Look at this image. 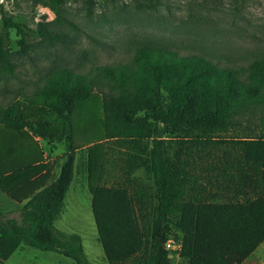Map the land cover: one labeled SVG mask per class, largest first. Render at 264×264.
I'll list each match as a JSON object with an SVG mask.
<instances>
[{"label":"trees","instance_id":"trees-1","mask_svg":"<svg viewBox=\"0 0 264 264\" xmlns=\"http://www.w3.org/2000/svg\"><path fill=\"white\" fill-rule=\"evenodd\" d=\"M63 1L51 2L58 20ZM134 1L154 6L160 0ZM0 17L26 51L30 28L7 14L2 1ZM8 55L0 35L5 73L13 70ZM95 92L101 98L102 139L124 147L121 174L129 181L142 165L155 190L149 194L124 180L107 183L105 153L97 164L102 145L88 146L91 210L108 264H169L166 243L175 231L184 264H242L264 242V55L241 77L204 55L159 43H144L130 60L86 72L66 65L53 70L35 90L41 108L36 118L20 100L0 104V124L16 130L11 137L58 139L63 149L41 186L25 180L34 169V144L9 148L11 155L22 154L20 164H0V188L26 199L18 208L0 209V263L28 245L92 264L81 236L57 229L54 221L74 176L78 146L72 117Z\"/></svg>","mask_w":264,"mask_h":264},{"label":"rangeland","instance_id":"rangeland-1","mask_svg":"<svg viewBox=\"0 0 264 264\" xmlns=\"http://www.w3.org/2000/svg\"><path fill=\"white\" fill-rule=\"evenodd\" d=\"M0 1L7 14L31 30L29 47L23 52L15 31L4 29L0 17V35L9 50L8 60L13 63V70L5 73L0 61V104L20 100L32 113L31 119L38 117L41 111L35 90L53 70L66 65L77 72H86L97 64L127 61L144 43L172 46L184 54L204 55L220 66L237 70L241 77L246 75L254 59L264 55V0H160L154 6L134 0H64L62 20L56 19L51 9L52 0ZM45 31L54 32L56 37L42 35ZM81 105L72 117L74 141L78 146L74 176L54 225L59 230L81 236L92 264H108L97 239L91 210L87 186L88 146L91 143L102 145L98 154L105 153L103 179L107 183L124 180L130 187H141L154 194V182L142 165L134 170L129 181L121 174L118 166L124 147L101 137L99 94H91ZM13 131L16 130L0 124V164L7 161L20 164L22 154L11 155L9 148L32 143L36 150L32 161L34 169L25 176L26 185L37 180L35 185H42L55 172L63 152L61 142L55 139L49 143L28 135H18L14 139L10 136ZM173 147L174 142H169V153ZM19 197L18 191L11 196L0 188V207L4 210L18 208L24 202V198ZM172 236L166 244L170 250L169 264H184L177 253L179 233L175 231ZM0 264L75 263L58 252L21 245ZM242 264H264V242Z\"/></svg>","mask_w":264,"mask_h":264},{"label":"crops","instance_id":"crops-1","mask_svg":"<svg viewBox=\"0 0 264 264\" xmlns=\"http://www.w3.org/2000/svg\"><path fill=\"white\" fill-rule=\"evenodd\" d=\"M51 177H52V176H50V177L46 180L45 183H47V181H48ZM45 183H43V184H45ZM43 184H42V185H43ZM40 186H41V185H40ZM23 200L25 201L26 199H23ZM21 205H22V204H20V206H21ZM63 205H64V204H63ZM20 206H18V207H20ZM0 209H1V210H4V209H2L1 207H0ZM59 215H60V214H59Z\"/></svg>","mask_w":264,"mask_h":264},{"label":"built area","instance_id":"built-area-1","mask_svg":"<svg viewBox=\"0 0 264 264\" xmlns=\"http://www.w3.org/2000/svg\"><path fill=\"white\" fill-rule=\"evenodd\" d=\"M166 244H169V242L168 243H166ZM174 247V246H173ZM179 247V246H178Z\"/></svg>","mask_w":264,"mask_h":264}]
</instances>
